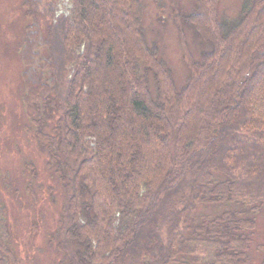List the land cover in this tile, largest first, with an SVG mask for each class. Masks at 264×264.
Segmentation results:
<instances>
[{"label":"trees","instance_id":"1","mask_svg":"<svg viewBox=\"0 0 264 264\" xmlns=\"http://www.w3.org/2000/svg\"><path fill=\"white\" fill-rule=\"evenodd\" d=\"M61 1L26 3L51 24L44 36L35 17L23 55L26 104L59 115L36 134L68 196L60 264H249L264 211V0H243L233 21L221 0L189 14L171 0L181 89L142 0H70L59 14ZM189 27L208 46L199 58ZM6 214L0 196L4 228Z\"/></svg>","mask_w":264,"mask_h":264},{"label":"rangeland","instance_id":"2","mask_svg":"<svg viewBox=\"0 0 264 264\" xmlns=\"http://www.w3.org/2000/svg\"><path fill=\"white\" fill-rule=\"evenodd\" d=\"M31 1L0 0V196L7 213L6 228L0 225V264L3 259H7L6 264H60L63 257L58 244L64 240L60 221L68 196L64 180L56 175L55 166L50 165L49 148L40 144L36 134L38 130L54 134L59 115L52 109H47L46 113L35 104L25 102L24 73L28 66L23 55L28 27L37 20L47 36L51 24L42 10L26 6ZM142 1L147 40L158 44L161 57L174 71L177 87L181 89L186 83L188 68L172 1ZM242 2L221 0V15L233 21L240 13ZM71 5L70 0H62L59 14H68ZM197 5L198 0H181L186 14L196 10ZM28 11H33V15H28ZM186 32L191 50L195 58H199L208 46L192 27L186 28ZM39 51L41 57L48 54L45 47ZM44 73L50 76L46 68ZM201 210L213 214L219 211L211 206ZM256 223L249 264H261L264 259L261 248L264 246V211L256 215ZM207 250L205 255L209 256Z\"/></svg>","mask_w":264,"mask_h":264}]
</instances>
